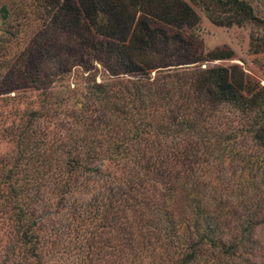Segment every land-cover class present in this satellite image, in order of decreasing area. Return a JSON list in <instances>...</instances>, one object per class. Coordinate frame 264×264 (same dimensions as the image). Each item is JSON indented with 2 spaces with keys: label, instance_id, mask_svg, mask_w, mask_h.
Listing matches in <instances>:
<instances>
[{
  "label": "trees",
  "instance_id": "trees-1",
  "mask_svg": "<svg viewBox=\"0 0 264 264\" xmlns=\"http://www.w3.org/2000/svg\"><path fill=\"white\" fill-rule=\"evenodd\" d=\"M41 1L43 19L79 44L87 71L98 63L114 78L88 76L61 137L41 124L52 116L48 104L64 100L50 87L42 107L13 113L4 126L12 150L0 156V209L12 214L19 243L37 255L35 204L45 190L62 201L93 185V218L118 235L120 264H165L175 255L174 264H194L200 247L231 230L224 251L234 255L264 220V87L237 64L202 67L234 50H204L187 0ZM189 1L218 25L257 20L244 0ZM218 5L231 13L217 18L209 9ZM1 17L8 18L6 6ZM156 107L166 114L147 116ZM100 156L124 172L92 166ZM113 241L106 237V248Z\"/></svg>",
  "mask_w": 264,
  "mask_h": 264
},
{
  "label": "rangeland",
  "instance_id": "rangeland-1",
  "mask_svg": "<svg viewBox=\"0 0 264 264\" xmlns=\"http://www.w3.org/2000/svg\"><path fill=\"white\" fill-rule=\"evenodd\" d=\"M187 1L199 15L197 32L204 50L223 45L234 50L231 59L205 61L202 67L237 64L252 81L264 87V0H244L252 7L257 20L228 26L211 22L201 3ZM41 3V0H0V156L11 154L12 144L2 133L4 126L14 117L12 114L42 107L40 103H43V97H47L46 88L59 90L64 100L48 104L52 116L50 121H41V124L49 126V130L61 137L68 133L66 129L72 121V97L78 96L82 86L89 84L88 76L92 75L96 82L114 78L98 63L88 67L90 73L87 71L82 64L86 55L79 44L47 24ZM2 6L8 9L5 20L1 17ZM209 10L217 18L231 13L226 12L222 5L211 6ZM58 64L62 68L55 67ZM110 83L113 84L114 80ZM67 95L69 97L66 98ZM120 98L128 99L125 96ZM154 114L156 118H162L166 111L156 107L147 112V116ZM100 158L102 156L92 161V166L101 165L102 170L116 175L124 172L125 169L114 165V162ZM220 171V168L215 169L212 174H221ZM259 173H263L259 177L264 178V172ZM205 178L209 181L211 177ZM86 188L88 190H74L62 201L58 194L48 190L40 196L35 204L40 245L36 256L19 243L12 214L0 209V261L9 258L13 262L19 261V264H37L39 261L43 264H120L119 237L116 233L107 235L105 228L100 226L103 221L93 218L97 188L93 185ZM261 188L264 190V186ZM209 192L207 189L206 194ZM259 221L249 238H243L242 246L234 255L229 256L224 251L237 232L231 230L214 237V244L200 247V255L194 264H264V220ZM108 236L114 240L112 249L106 248L105 238ZM153 258L149 256L148 261ZM175 260L176 255L174 262L165 264H174Z\"/></svg>",
  "mask_w": 264,
  "mask_h": 264
}]
</instances>
